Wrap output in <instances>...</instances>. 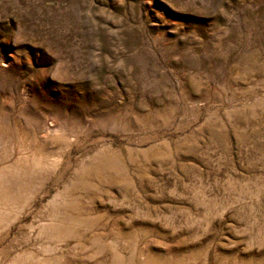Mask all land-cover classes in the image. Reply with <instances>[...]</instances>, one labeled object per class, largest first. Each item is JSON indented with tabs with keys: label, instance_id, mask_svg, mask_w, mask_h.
Listing matches in <instances>:
<instances>
[{
	"label": "rangeland",
	"instance_id": "1",
	"mask_svg": "<svg viewBox=\"0 0 264 264\" xmlns=\"http://www.w3.org/2000/svg\"><path fill=\"white\" fill-rule=\"evenodd\" d=\"M0 264H264V0H0Z\"/></svg>",
	"mask_w": 264,
	"mask_h": 264
}]
</instances>
